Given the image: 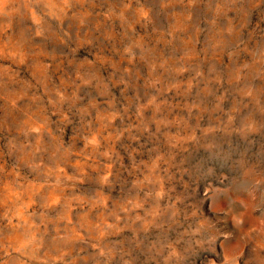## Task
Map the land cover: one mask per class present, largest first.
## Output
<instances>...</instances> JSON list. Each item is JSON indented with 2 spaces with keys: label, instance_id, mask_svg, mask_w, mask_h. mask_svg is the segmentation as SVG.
<instances>
[{
  "label": "rangeland",
  "instance_id": "obj_1",
  "mask_svg": "<svg viewBox=\"0 0 264 264\" xmlns=\"http://www.w3.org/2000/svg\"><path fill=\"white\" fill-rule=\"evenodd\" d=\"M0 264H264V0H0Z\"/></svg>",
  "mask_w": 264,
  "mask_h": 264
}]
</instances>
